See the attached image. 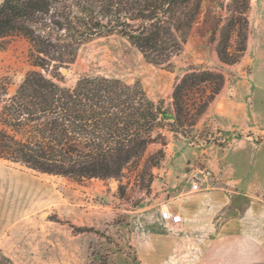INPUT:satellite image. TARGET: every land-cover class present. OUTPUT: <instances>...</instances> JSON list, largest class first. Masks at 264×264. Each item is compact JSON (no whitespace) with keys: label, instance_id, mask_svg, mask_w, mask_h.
<instances>
[{"label":"rangeland","instance_id":"1","mask_svg":"<svg viewBox=\"0 0 264 264\" xmlns=\"http://www.w3.org/2000/svg\"><path fill=\"white\" fill-rule=\"evenodd\" d=\"M105 5L107 0H55L48 15L30 26L64 44L59 39H70L65 27L92 10L98 16ZM158 7L164 25L184 37L179 51L161 64L149 62L115 33L89 37L71 62L43 69L33 65L27 37L0 38V82L6 88L0 111L26 74L36 70L63 87L83 76L139 83L173 116L174 89L186 73L224 77L206 104L213 84L197 81L182 88L180 118L159 115L157 125L141 133L144 146L115 177L72 178L0 158V264H169L170 230L160 211H178L179 195L192 179L208 174L209 160L220 151L264 144V0H188L169 12H163L164 2ZM51 20L61 21L62 29L53 24L49 29ZM219 47L233 58L237 54V61L223 63Z\"/></svg>","mask_w":264,"mask_h":264},{"label":"trees","instance_id":"2","mask_svg":"<svg viewBox=\"0 0 264 264\" xmlns=\"http://www.w3.org/2000/svg\"><path fill=\"white\" fill-rule=\"evenodd\" d=\"M54 1L3 0L0 4V38L10 34L27 37L35 67L58 69L71 62L78 46L93 36L119 34L154 64L168 61L184 40L164 25L157 11L162 2L167 5L163 12H169L172 6L188 0H107L98 16L92 10L80 16L76 25L65 27L70 39H59L64 44L53 43L30 25L39 24ZM198 8L196 4L194 10ZM136 20L140 22L137 25L132 23ZM52 24L57 30L63 27L61 21L51 20L49 29ZM173 29L181 33L180 27L173 25ZM217 54L226 64L234 63L238 57L236 54L233 58V53L222 47ZM197 81L213 84L207 102L203 101L206 104L219 92L224 77L209 71L186 73L174 89L177 115L173 116L156 106L139 83L83 76L73 87H63L41 71H30L0 111V158L72 178L115 177L144 146L141 133L151 131L159 115L180 118L182 88H190ZM5 93L0 82V101Z\"/></svg>","mask_w":264,"mask_h":264},{"label":"crops","instance_id":"3","mask_svg":"<svg viewBox=\"0 0 264 264\" xmlns=\"http://www.w3.org/2000/svg\"><path fill=\"white\" fill-rule=\"evenodd\" d=\"M209 161L196 179L206 187L188 184L179 195L183 222L169 229V264H264V144Z\"/></svg>","mask_w":264,"mask_h":264},{"label":"built area","instance_id":"4","mask_svg":"<svg viewBox=\"0 0 264 264\" xmlns=\"http://www.w3.org/2000/svg\"><path fill=\"white\" fill-rule=\"evenodd\" d=\"M190 189L199 190V182L196 179H192L190 183ZM160 218L164 221V224L168 229H175L180 226L183 222V218L179 212L172 213L167 209H163L160 211Z\"/></svg>","mask_w":264,"mask_h":264},{"label":"water","instance_id":"5","mask_svg":"<svg viewBox=\"0 0 264 264\" xmlns=\"http://www.w3.org/2000/svg\"><path fill=\"white\" fill-rule=\"evenodd\" d=\"M62 72H63V73H66V69H63Z\"/></svg>","mask_w":264,"mask_h":264}]
</instances>
